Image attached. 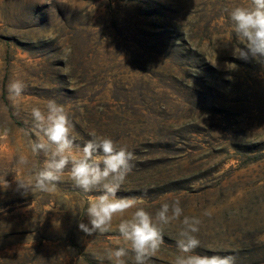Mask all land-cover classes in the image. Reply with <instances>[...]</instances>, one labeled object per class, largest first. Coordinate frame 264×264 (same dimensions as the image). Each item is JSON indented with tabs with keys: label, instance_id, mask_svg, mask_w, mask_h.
<instances>
[{
	"label": "rangeland",
	"instance_id": "obj_1",
	"mask_svg": "<svg viewBox=\"0 0 264 264\" xmlns=\"http://www.w3.org/2000/svg\"><path fill=\"white\" fill-rule=\"evenodd\" d=\"M250 4L0 0V264H112L108 251L128 247L117 226L135 209L86 236L78 224L99 192L76 188L67 170L54 193L17 190L16 179L43 165L31 152V109L50 99L80 145L94 131L134 152L118 196L142 198L153 214L179 198L202 220L195 254L264 264V61L232 54L226 11ZM16 79L26 87L14 104ZM178 230L164 227L148 264H174ZM124 259L134 264L131 251Z\"/></svg>",
	"mask_w": 264,
	"mask_h": 264
},
{
	"label": "clouds",
	"instance_id": "obj_2",
	"mask_svg": "<svg viewBox=\"0 0 264 264\" xmlns=\"http://www.w3.org/2000/svg\"><path fill=\"white\" fill-rule=\"evenodd\" d=\"M226 11L238 40L233 45L232 54L239 59L251 57L264 61V0H251L249 6H235ZM224 44L227 46L229 43ZM213 66H217L216 63ZM226 68L234 70L236 65L228 63ZM25 87L22 80L11 81L7 86L9 100L15 104L22 97ZM31 118L30 134L34 137L31 152L43 154L45 159L42 167L32 169L27 178H15L17 190L23 195L54 193L67 170L76 188L84 193L99 192L88 201V223L78 224L79 230L86 236L111 232L115 216H123L130 209H135L130 218L122 219L117 226L119 238L128 247L108 251L107 259L112 264H126L124 258L129 251L134 254V264H148L164 243V227L173 222L179 225L176 239L178 254L174 264H236L233 255L195 254V250L201 246L198 234L202 220L185 215L179 198L162 203L153 214L140 206L143 204L142 198L118 196L121 186L133 170L135 160L134 152L126 146H118L113 139L94 131L89 133L91 138L80 145L73 135L68 112L64 105L54 99L47 101L44 110L33 107ZM27 163L26 157H20L19 164ZM8 186L6 181L4 188ZM203 215L210 213L205 210ZM100 259L102 264L103 258Z\"/></svg>",
	"mask_w": 264,
	"mask_h": 264
}]
</instances>
